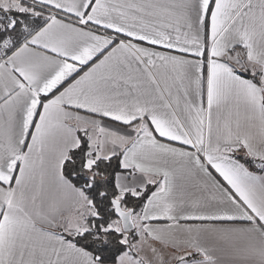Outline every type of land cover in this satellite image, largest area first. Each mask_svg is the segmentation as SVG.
<instances>
[{"label": "snow or ice", "instance_id": "snow-or-ice-1", "mask_svg": "<svg viewBox=\"0 0 264 264\" xmlns=\"http://www.w3.org/2000/svg\"><path fill=\"white\" fill-rule=\"evenodd\" d=\"M0 264H264V0H0Z\"/></svg>", "mask_w": 264, "mask_h": 264}]
</instances>
